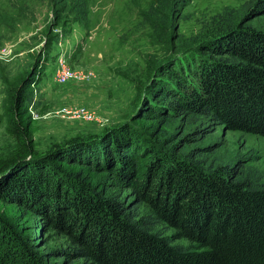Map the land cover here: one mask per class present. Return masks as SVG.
I'll list each match as a JSON object with an SVG mask.
<instances>
[{
	"label": "trees",
	"instance_id": "16d2710c",
	"mask_svg": "<svg viewBox=\"0 0 264 264\" xmlns=\"http://www.w3.org/2000/svg\"><path fill=\"white\" fill-rule=\"evenodd\" d=\"M170 1L151 0L143 20L155 26ZM66 2V16L85 27L88 0ZM242 9L215 13L202 38L159 63L141 106L114 134L68 139L28 159L21 115L38 109L26 93L37 78L21 81L7 111L22 149L0 165V202L38 216L67 244L36 251L0 216V264H264V173L247 166L254 158L211 159L213 147H193L190 138L208 126L264 139V30L248 25L264 17V0ZM174 123L181 130L169 134ZM75 149L84 152L78 160ZM70 166L104 172L129 193L107 192Z\"/></svg>",
	"mask_w": 264,
	"mask_h": 264
},
{
	"label": "rangeland",
	"instance_id": "374dc122",
	"mask_svg": "<svg viewBox=\"0 0 264 264\" xmlns=\"http://www.w3.org/2000/svg\"><path fill=\"white\" fill-rule=\"evenodd\" d=\"M150 1L88 0V24L83 27L72 23V16H66V0H0V165L13 160L22 149L17 150L21 141L17 142L9 132L11 118L7 111L10 96L22 80L37 78V85L27 87L26 93L32 92L39 103L37 111L21 115L34 152L28 159L43 155L52 145L68 139L98 136L107 129L114 134L141 106L145 88L159 63L177 59L182 53L180 48L202 38L200 29L215 13L228 8L238 10L241 15L245 3V0H171L158 15L159 22L151 27L143 20ZM248 25L264 30V17ZM62 57L70 70L89 71L93 77L57 83ZM75 109L87 110L93 118L66 115ZM149 124L137 121L134 125L146 130ZM174 124L169 134L181 130ZM206 127L209 131L205 136H190L193 147L211 146L215 150L211 159L225 163L254 158L247 166L264 173L263 138ZM78 152L84 154L75 149L76 160ZM70 168L80 170L83 179L107 192L123 196L129 193L113 187L104 172H93L88 166ZM12 172L7 170L3 177ZM57 178L64 180L63 175L57 174ZM0 216L12 222L36 251L47 253L67 244L58 230L16 205L0 202Z\"/></svg>",
	"mask_w": 264,
	"mask_h": 264
},
{
	"label": "built area",
	"instance_id": "2783aa9c",
	"mask_svg": "<svg viewBox=\"0 0 264 264\" xmlns=\"http://www.w3.org/2000/svg\"><path fill=\"white\" fill-rule=\"evenodd\" d=\"M58 70L56 73V81L59 84L66 83L69 79H86L89 77H93L92 73L89 71H80V70H70L68 66L65 63V58H60L59 64H58ZM90 112L84 109H75L68 111L66 115L70 117L75 118H83L90 120L93 118L92 114H89Z\"/></svg>",
	"mask_w": 264,
	"mask_h": 264
}]
</instances>
